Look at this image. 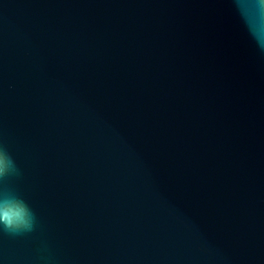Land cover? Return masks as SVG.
Wrapping results in <instances>:
<instances>
[{
  "label": "water",
  "instance_id": "water-1",
  "mask_svg": "<svg viewBox=\"0 0 264 264\" xmlns=\"http://www.w3.org/2000/svg\"><path fill=\"white\" fill-rule=\"evenodd\" d=\"M252 3L0 0V264H264Z\"/></svg>",
  "mask_w": 264,
  "mask_h": 264
},
{
  "label": "clouds",
  "instance_id": "clouds-1",
  "mask_svg": "<svg viewBox=\"0 0 264 264\" xmlns=\"http://www.w3.org/2000/svg\"><path fill=\"white\" fill-rule=\"evenodd\" d=\"M248 7L254 10L247 20L249 34L258 48L264 51V0H253ZM19 173L15 157L4 144L0 143V181ZM35 224V211L23 196L14 191H0V231L20 234L32 231Z\"/></svg>",
  "mask_w": 264,
  "mask_h": 264
}]
</instances>
